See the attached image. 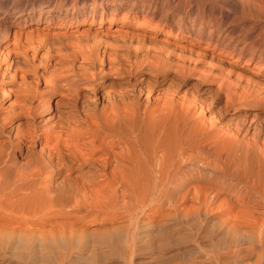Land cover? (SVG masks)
Here are the masks:
<instances>
[{
  "label": "bare ground",
  "instance_id": "6f19581e",
  "mask_svg": "<svg viewBox=\"0 0 264 264\" xmlns=\"http://www.w3.org/2000/svg\"><path fill=\"white\" fill-rule=\"evenodd\" d=\"M185 1L18 8L51 29L0 42V264H262L264 78L227 58L264 66V33L222 19L264 0L203 3L223 21L207 31L168 22Z\"/></svg>",
  "mask_w": 264,
  "mask_h": 264
},
{
  "label": "rangeland",
  "instance_id": "374dc122",
  "mask_svg": "<svg viewBox=\"0 0 264 264\" xmlns=\"http://www.w3.org/2000/svg\"><path fill=\"white\" fill-rule=\"evenodd\" d=\"M35 1H37V2H35ZM41 1V2H40ZM54 0H0V42H2V38L4 37V34H6L5 32L9 29L10 31H14V30H16V29H19V28H22V30H25V31H29L30 30V28H32V29H34V28H38V29H41V30H49V29H51V28H44V23L43 22H39V23H35V21L34 20H32V21H30V22H24L23 23V21H22V18H24V17H26V16H28V15H26V13L25 14H23V15H20V16H17V13H19L18 12V8H22V9H24L26 12H32V14H36V13H38L39 11H40V9L41 8H44V10H43V12L42 13H44V11L47 9V10H49L50 12H55V11H63V10H65V9H71V5H76V4H81L83 1H85V0H55L54 2H53ZM63 1V2H62ZM67 1V2H66ZM69 1V2H68ZM184 1V3H185V5H186V3L188 2H186L185 0H183ZM202 1V2H201ZM209 1V0H208ZM57 2V3H56ZM195 2V4L193 5L194 6V8L192 7V8H188L187 6H186V8L184 9V10H186V11H184V13H182V12H180L179 10L177 11L176 9H167V11H166V8H165V6H162L161 7V12L160 13H166L167 12V16H168V22H171V23H173V22H176L178 19H179V16H181V18H182V22L184 23V24H186V25H194L193 27L194 28H197L198 27V23L200 22L199 21V17H201V20H202V24L204 25V30L205 31H207V29L210 27V26H218L221 22L223 23V21L222 20H224V27H228V25L227 24H229V23H231V25L229 24V26L230 27H232V29H236V31H237V33H239V32H243V33H246L247 31H249L250 29V31L249 32H253V34H254V36H257V35H262L263 33H264V18H259V17H254V16H248V15H246L245 17L246 18H243V17H241L242 15H241V13H239L238 15L240 16V18L239 17H236V16H238V15H236V14H233L232 13V11H230V9H227V11L228 12H226V14L228 15V17L227 18H225V19H222L221 20V18L219 17V16H221V14H218L219 13V10H216V11H214L211 7H209L208 9H207V11L206 10H204L205 12H202V10H200L199 9V6H201L203 3L205 4V3H207L208 5H215V6H220V4L221 3H224L223 1H221V0H219V2L218 1H216V0H210V2H207V0H205V1H203V0H195L194 1ZM197 2V3H196ZM36 3V4H35ZM63 3V4H62ZM200 3V4H199ZM210 3V4H209ZM218 3V4H217ZM5 4V5H4ZM60 4V5H59ZM69 4V5H68ZM2 5L4 6L3 8H2ZM197 5H198V8H197ZM65 6V7H64ZM5 8V9H4ZM211 8V9H210ZM165 9V10H164ZM199 9V10H198ZM4 10H6L5 12H4ZM197 10H198V12H197ZM210 10H211V12H210ZM166 11V12H165ZM190 11V12H189ZM215 14H214V13ZM181 15H180V14ZM187 13V14H186ZM196 13V14H195ZM200 13V14H199ZM209 13V14H208ZM232 13V14H231ZM183 14V15H182ZM213 16H212V15ZM3 15V16H2ZM208 15V16H207ZM216 15V16H215ZM219 15V16H218ZM235 15V16H234ZM210 16V17H209ZM212 16V17H211ZM233 16V17H232ZM184 17V18H183ZM231 17H232V19H233V21H231ZM236 17V18H235ZM247 17H249V18H247ZM250 17H251V19H250ZM29 18V17H28ZM198 18V19H197ZM209 18V19H208ZM235 18V19H234ZM240 19V20H242L244 23H248L247 25L246 24H243V22L241 21H239L238 19ZM253 18V19H252ZM26 19H27V17H26ZM218 19V20H217ZM226 19H228V20H226ZM238 20V22L240 23H238L237 22V20ZM244 19V20H243ZM250 19V20H249ZM258 19H259V22H258ZM174 20V21H173ZM215 20H217L216 22H215ZM230 20V21H229ZM236 20V21H235ZM252 20V21H251ZM214 23H213V22ZM218 21H219V23H218ZM248 21V22H247ZM250 21H251V23H250ZM255 21V22H254ZM17 22L18 23H20V24H17ZM227 23V24H226ZM252 23H253V25H252ZM257 23V24H256ZM39 25V26H38ZM126 25H129L128 26V28L126 27L125 29H128V30H132L133 29V25L131 24V22L129 21L128 22V24L126 23ZM196 25V26H195ZM240 25H242V26H240ZM247 26V27H245V26ZM259 25H261V27L258 26ZM87 26V27H86ZM89 26H90V24L89 23H84V24H82V26H80V29H79V31L77 32V33H79L80 34V32L82 31H86L87 29H89ZM240 26V27H239ZM263 26V27H262ZM72 27V26H71ZM91 27V26H90ZM110 27H112V29H114L116 26H114L113 24L110 26ZM251 27V28H250ZM254 27V29H252ZM258 29H257V28ZM27 28V29H26ZM58 28H60V27H58ZM67 28H69V27H67ZM259 28H262L261 29V31H260V29ZM61 31H64V30H66V28H65V26H61ZM6 30V31H5ZM239 30V31H238ZM90 31H93L92 29H90ZM219 30L217 29V30H215V32L217 33ZM68 33H70V31H67ZM244 56H242V57H239L238 59H233L232 57H229L228 56V61L230 60V61H235L234 62V64L236 65V67H234V68H231V70H232V72H234V73H237V71H239L242 67H244V69H246L245 71H246V73H245V75H247V76H250V73H251V71H252V69H253V71H258V72H256L257 74V76H258V78H264V66H262V67H257L256 65H254V61L253 62H250L249 60H247V58H246V54H247V50L246 51H244ZM225 57H227V56H225ZM251 63V64H250ZM242 65H244V66H242ZM242 66V67H241ZM223 67H225L224 69H226V67H227V69H229L230 70V68H229V66H227V64H225ZM234 70V71H233ZM245 227V226H244ZM244 227H242L241 228V231L243 230V228ZM245 230L246 229H249V227H245L244 228ZM242 231V233L245 235V234H247L248 233V235L247 236H249V234H250V244L251 243H253L252 245L253 246H255L256 245V247H259V246H257L258 244H259V242H257L260 238H259V235L260 234H257V232H250L249 233V231H250V229H249V231L248 230H246V231ZM247 232V233H246ZM261 236V235H260ZM262 238V237H261ZM261 240V239H260ZM207 247V246H206ZM206 247H201L199 250H201L200 251V254H201V256H203L204 258L205 257H207L208 259H206L205 258V260L207 261V262H209V261H212V258H214V256L216 255V252L217 251H220V249H217L216 247L214 248V247H208L207 249H206ZM220 247V246H219ZM206 249V250H205ZM212 249H214L213 251H212ZM257 249H260V248H257ZM173 253H174V251L172 250L171 252H169V255H173ZM196 255V254H195ZM197 255H199V254H197ZM189 256H186V255H182L181 257H179V258H177V259H174V260H172L171 262H173L172 264H182L183 262H185V261H187L189 258H188ZM192 257H194V256H192ZM202 257V258H203ZM257 257V254H256V252L255 251H252V252H250V257L248 258V259H245L244 260V262H250V264L252 263V264H254V261H255V258ZM203 258V259H204ZM210 258V259H209ZM209 260V261H208ZM264 258H261L260 259V262H262V264H264ZM259 262V263H260Z\"/></svg>",
  "mask_w": 264,
  "mask_h": 264
}]
</instances>
